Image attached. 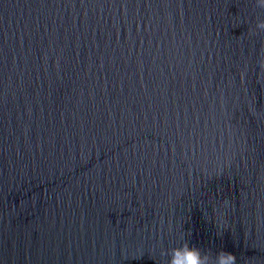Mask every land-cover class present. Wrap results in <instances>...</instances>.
<instances>
[{
	"label": "water",
	"instance_id": "1",
	"mask_svg": "<svg viewBox=\"0 0 264 264\" xmlns=\"http://www.w3.org/2000/svg\"><path fill=\"white\" fill-rule=\"evenodd\" d=\"M177 246L264 264V0H0V264Z\"/></svg>",
	"mask_w": 264,
	"mask_h": 264
},
{
	"label": "clouds",
	"instance_id": "2",
	"mask_svg": "<svg viewBox=\"0 0 264 264\" xmlns=\"http://www.w3.org/2000/svg\"><path fill=\"white\" fill-rule=\"evenodd\" d=\"M177 251L181 252L182 254L181 258L184 260V264H204L203 261H199L198 253L189 251L187 247L181 248L179 246H177L169 253L170 264H175L177 258L176 256Z\"/></svg>",
	"mask_w": 264,
	"mask_h": 264
}]
</instances>
